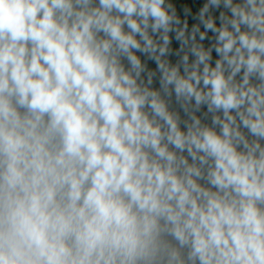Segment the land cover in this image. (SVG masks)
Wrapping results in <instances>:
<instances>
[{
  "label": "clouds",
  "instance_id": "1",
  "mask_svg": "<svg viewBox=\"0 0 264 264\" xmlns=\"http://www.w3.org/2000/svg\"><path fill=\"white\" fill-rule=\"evenodd\" d=\"M0 264H264V0H0Z\"/></svg>",
  "mask_w": 264,
  "mask_h": 264
}]
</instances>
